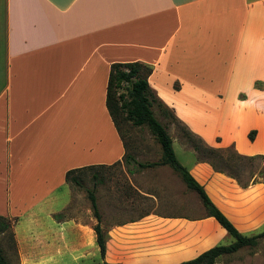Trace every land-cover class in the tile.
<instances>
[{
	"label": "crops",
	"instance_id": "1",
	"mask_svg": "<svg viewBox=\"0 0 264 264\" xmlns=\"http://www.w3.org/2000/svg\"><path fill=\"white\" fill-rule=\"evenodd\" d=\"M136 62L205 147L264 156V0H0V217L14 223L22 264H180L228 236L204 209L150 211L103 230L102 258L96 220L66 217L68 171L123 163L107 84L112 64ZM181 153L239 233L264 228V184L244 188Z\"/></svg>",
	"mask_w": 264,
	"mask_h": 264
},
{
	"label": "rangeland",
	"instance_id": "2",
	"mask_svg": "<svg viewBox=\"0 0 264 264\" xmlns=\"http://www.w3.org/2000/svg\"><path fill=\"white\" fill-rule=\"evenodd\" d=\"M154 114L156 119L166 126L178 161L184 165L185 159L181 150L193 149L195 144L186 140L184 127L171 115L156 106ZM121 132L127 145V153L137 162L147 164L161 161L160 146L148 129L133 128L126 124L121 126ZM224 155L228 157L225 165L215 157L207 155L205 158L213 160L218 169L236 176L242 183H251L253 180L264 182L263 160L252 163L241 161L235 158L232 150H228ZM128 168L135 169V166H126L122 163L115 167L81 173L79 175L81 187L69 185L72 199L65 214L66 217L77 218L86 223L91 219L94 220L87 198V191L94 188L103 230H111L118 224L128 222L150 211L192 219L203 216V207L197 195L188 190L180 177L168 166H157L132 175L128 173ZM148 194H152V199L147 196ZM13 225L11 221L13 237L9 234H0V247L10 264H22ZM21 226L26 230V223ZM262 231L264 228L260 232L245 236L250 237ZM232 242L233 238L228 235L220 241V245H229ZM89 257L93 259L94 256ZM95 262L92 261L91 264H98ZM215 264H264V239L258 240L255 247H245L236 253L220 257Z\"/></svg>",
	"mask_w": 264,
	"mask_h": 264
},
{
	"label": "trees",
	"instance_id": "3",
	"mask_svg": "<svg viewBox=\"0 0 264 264\" xmlns=\"http://www.w3.org/2000/svg\"><path fill=\"white\" fill-rule=\"evenodd\" d=\"M152 67L142 63H114L110 66L107 92H106V107L109 115L116 127L120 138L124 141L123 134L121 132V126L126 124L133 128H146L150 134L155 138L161 149V161L157 163H139L137 160L129 155H125L123 163L126 166H135L136 172L154 168L157 166H168L174 173H176L186 188L194 192L199 198L202 207L207 217L214 218L216 222L233 238V242L229 245L215 246L196 257L193 260L183 262L180 264H215L217 260L224 256L236 253L245 247H255L258 240L264 239V231L253 236H244L238 232L233 224L220 212L218 208L210 201L202 186L189 174V172L178 161L174 149L173 142L170 135L167 132L166 126L162 125L155 117L154 107L162 109L168 115L175 120L174 112L167 108L160 99L156 96L154 91L149 87L148 78L152 74ZM180 123V122H179ZM185 129V127H184ZM186 140L194 143L193 150L198 155V160H203L209 163L217 172L226 174L227 176L235 179L242 187H247L250 184L262 183L255 182L242 183L236 176L230 175L227 172L220 170L216 167L213 160H208L205 156L215 157L221 164H227L228 157H225L224 153L228 150H232L235 154V158L241 161L254 162L256 160H263L264 156L244 157L236 154L233 148L226 151H220L216 149L207 148L202 141L193 136L186 129ZM255 137V131H251L248 135L249 140L252 142ZM125 143V141H124ZM126 145V143H125ZM127 147V145H126ZM118 164L112 166H90L81 169H73L66 173L65 181L68 185L81 187V180L79 175L87 171H93L96 169H106L115 167ZM129 174H132L131 169H127ZM87 198L90 202L91 211L96 225L93 230L96 234V243L100 250V255L103 258L105 253V233L101 227V216L98 211L97 202L95 198V188L87 191ZM63 214L54 215L56 221L63 219ZM15 222V221H14ZM11 220L0 217V234L11 233ZM0 264H10L4 255L2 248L0 247ZM106 264V263H104Z\"/></svg>",
	"mask_w": 264,
	"mask_h": 264
},
{
	"label": "bare ground",
	"instance_id": "4",
	"mask_svg": "<svg viewBox=\"0 0 264 264\" xmlns=\"http://www.w3.org/2000/svg\"><path fill=\"white\" fill-rule=\"evenodd\" d=\"M237 200V199H236ZM256 206H258V205H256ZM253 207V206H252ZM254 209V208H253ZM253 209H251V210H253Z\"/></svg>",
	"mask_w": 264,
	"mask_h": 264
}]
</instances>
